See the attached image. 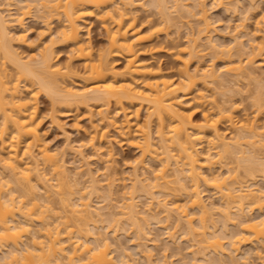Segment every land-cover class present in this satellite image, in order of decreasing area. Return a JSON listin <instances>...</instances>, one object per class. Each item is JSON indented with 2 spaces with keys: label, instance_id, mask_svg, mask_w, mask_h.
<instances>
[{
  "label": "bare ground",
  "instance_id": "bare-ground-1",
  "mask_svg": "<svg viewBox=\"0 0 264 264\" xmlns=\"http://www.w3.org/2000/svg\"><path fill=\"white\" fill-rule=\"evenodd\" d=\"M18 1L22 4L17 2L21 5L18 6L17 4V11L14 9L16 4L13 0L0 1V148L2 149L0 151V264H128L130 261V255H128V252L124 251V249L123 251L120 250L122 252L121 256L119 255V260L117 259L118 257L115 258L111 254V243L107 240V238L102 237L101 234H99L100 232L97 233L98 231H94L97 226L93 225L94 229L91 227L92 229L88 228L84 232L81 231V224L90 225L89 221L98 222L102 212L100 211L101 213H99L96 211L93 208L91 201L87 200L92 193L89 195L86 192L88 194L86 199V195L82 192V189H79L82 194L78 195L77 200L71 202L70 197L79 193L77 188L80 187L77 185L82 182H80L78 176V178L72 179V177H70L71 175L67 173L66 167L61 159L62 155L58 157L59 155L56 152L54 153V151L52 152L51 150L50 152L47 145L44 144V141L42 142L43 139L39 131L40 121L38 118L39 98L43 93L50 98L52 104L51 108L53 111H55L57 109L56 107L59 106H65L69 110L73 111L74 109H79L83 105L91 106V103L95 105L99 104L100 106L98 110H96L98 112L97 115L100 114V120L98 119V121H100L99 126L103 124L105 125V129L102 128V132L94 131V133H92L89 140L90 145L94 146L97 143V138L100 137L101 139L107 135L106 133H111V130L109 132L106 131V127L110 128L109 126L111 125V127H114L116 128L115 130L119 131L117 135L121 134L120 136L126 138L125 141L127 140L131 146H134L140 152V157H136L138 159L135 158L136 161L134 160L133 165L136 163V167L138 163H143L145 166H148L149 164L147 161L149 160L146 161L148 158L150 160H156V158L160 156L159 154H161L158 152V149H160L158 145H160L163 150L161 151L160 149L163 154L162 159L160 158L162 165L161 167L159 166V169L155 172V177L163 182L161 183L157 179L155 180L156 183L155 181H152V185H149L151 182L147 180V177H141L137 173L136 167L134 166L136 174L134 175L132 172L134 175H132L133 185L131 184L132 189L129 191L133 194V196H130L131 194H127L129 196L126 198L129 200H126L127 202L124 201L123 205L125 206L120 208L124 209L123 211L121 210V217L122 215H126L125 217H127V220H131L130 225L134 226L139 232H142L144 229L141 228V224L139 223L140 217L142 221L148 219V215L150 214L149 212L152 209L150 210V207L148 206L149 208L145 209L150 210L149 212H147V210H144L145 212L139 211L142 209H138L139 206L137 205V202H135L137 199L134 201V197L135 193L141 189L145 192L146 190L144 189L147 188L146 183L149 182L148 187L152 186L151 191L149 190L150 187L147 189L149 192H152L154 189V192H157V189L159 191L162 187H160L161 184L164 186L162 189H166V192L169 187L171 190H175L174 187L184 189L183 191H185V193H182V196L186 194L185 196L188 197L185 199L186 203L183 202L184 199L181 198L180 199L182 201H180L183 202V204L179 203L177 201L178 199L176 201L174 200V202L169 201L171 203H168V201L165 200L164 202H160L163 203L160 204L163 208L161 206L160 207L163 209L162 211L166 213V215H164L168 221L170 218L175 217L176 224L186 226V228L185 226L183 227L184 230L186 229L187 231L186 235L190 236L193 240L198 238L197 247H200L199 244H201V246L204 245L201 247L202 250L204 247H211L213 248L211 252L218 251L217 254L220 253V255H226L225 250L227 248L224 249V247H226L224 246L226 243L229 246L227 247L230 249V251L228 249L226 252L235 253L240 249V244L242 243L250 242L253 244L255 241L259 242L264 240V212L260 213L258 216H247L246 214V212H248L246 209H264V185L260 186L256 184V182L251 184L246 182L249 185L245 184V181L237 179L238 174H234L235 171L233 172L234 175L231 174L234 169L232 168V170L229 168L230 166H227V172L229 175L227 173L226 176H218L217 173L216 176L215 174L208 175L206 174L207 172L204 171L205 168L211 169L214 163L216 164L219 162L220 158L228 153L235 154V156L237 155L236 157H238L240 161H243L244 164L249 162L250 164L246 163L245 165L248 172H253L256 169L254 165L259 164L258 160H262L264 158H259V155L261 154L260 151L264 153L262 149L264 148V129L261 130L264 128V121L262 120V123L259 119V116L264 113L259 114L264 111V108H262L264 107V102H262L264 96L262 95V101L259 100L260 97L257 102L255 101L256 104L259 102L262 104L256 105L258 106L257 109L259 113L255 110V112L258 113H255V115H258V121L262 124L258 122L255 123L257 118L255 119V117H253L255 120H252L249 116H247L248 118H242L243 120L240 119L241 121L239 126L236 125L237 123H234L236 121L233 116V112L235 110L233 109H235L238 105L228 107L220 105H218L220 106L218 107L217 104L215 106L210 105L208 106L209 108H206V110L202 113V119L198 122L193 118V112H188L189 107L187 104H191L190 101L192 100L199 106H204V104L208 103L207 94H205L207 86L212 82L213 84L216 83L214 81L221 78V74H219L221 70H218V75L217 69L213 67L214 64H211L213 66L209 67L197 65L193 70L191 69V63L196 58H200V55H203L200 54L199 48L201 47V39L205 37L206 40H210V43L212 44L211 32L212 30H215L216 27L215 25L214 27L213 24L218 22L215 18H213V21L209 20L211 18L208 15V9H206L203 5V0H199L200 3L202 2L201 4L197 0L198 4L196 5L198 8L195 7L196 5H193V8L192 6H189V4V7H187L188 2H186V4L184 3L186 0H172L174 1V8L177 10L180 9V14L184 12L183 14L185 16L187 14L189 18L191 17V20H195L196 18L193 17L197 16V20L200 21V25H198L197 29L194 27L193 29L191 28L194 25H191L190 28L189 26H186L188 27V39L186 38L187 41L184 45H180L182 43L178 44L179 42L173 43V39H170L168 33L165 37L161 38V34L166 30L165 24H169L171 22L173 23L177 18L173 16L174 12L171 14V11L174 9L168 10L169 7H167L166 3L169 0H154L157 2V16L159 14L161 18H157L158 21L156 19L153 20V17L150 15L152 18H143L144 20H142L141 23H139L138 16L133 14L134 10H132L136 4H139L136 0H33V2L35 1L38 6L37 9H40L42 12L41 14L47 19V23H49V21L52 22L54 19L62 22L60 24L61 26L59 25V27L55 30V35H53L54 33L52 32L53 36H51V39L49 40L50 42L48 44H44L43 48L38 47L41 50L38 51L37 55H35L36 57L34 56L33 58L30 56L28 57V60L23 59L22 56H20L21 52L19 51V53L16 51L12 43H14V40L16 41V39H21L24 43H26L25 39L27 33L25 31L27 28L24 27V21H26L25 19L27 15L32 13L31 9L34 3L32 2V5L30 0ZM151 3L153 4V1H151ZM36 4L34 5L35 7H37ZM145 4L146 3H144V6ZM190 8H192V10ZM193 9H197L195 14L193 13ZM88 15L96 16L98 20L102 22V26H104L106 29L105 31L107 32V46L100 48L98 51L95 50L90 38H85L83 34L85 20ZM261 17L262 19H260V21L262 20L264 22V14ZM14 27H20V30L22 29V33H16ZM177 27L179 28V25ZM48 28L51 29L50 25ZM16 34L18 36H16ZM215 42L212 45L208 43L210 45V47H208L210 49L218 47ZM238 42L239 40H236L237 45L240 44ZM252 42H249L250 46ZM27 44L29 45V42ZM55 44H61L68 48L69 52L66 51L69 53V56H67L68 60H66L68 62L65 64H60L58 60H56V53L54 50ZM201 44L203 47L202 42ZM204 44L205 47L206 43ZM262 46L264 47V43ZM262 46L259 48L262 49ZM252 47L254 48V46ZM251 51H254V53L251 52L254 56L256 51L252 49ZM161 52H165L167 55L173 57L174 61L177 63L176 70L175 68L173 69L172 66L167 69L163 64L156 63L157 55L159 53L161 54ZM251 56L246 58V61L243 60V58H240L238 61H230L231 63H227L228 65L225 64L227 65V67L224 65L225 73H229L230 78H234V76H236L235 80L237 77L239 78V76L240 79L241 76H250L252 79H255L258 76L257 73H253L252 69H250L251 71L249 70V72L248 68H246L248 64L251 65V63H256L254 59L256 54L254 57ZM117 58L124 59V65L121 69L117 67ZM74 59H81L80 62H82L81 65L83 70L79 69V71L77 69L75 63L73 62ZM9 63L12 65L11 69L7 66ZM243 63H246L247 65L244 64V66ZM224 71L220 73H224ZM230 74L234 76H231ZM244 74L246 75L244 76ZM223 76H225V74ZM76 79L80 80V82L77 81L78 84L75 82ZM228 79L229 78L224 80ZM222 80L223 79L221 78L220 83H224V80L223 82ZM217 81L219 82V80ZM135 103H138L139 105L134 109V112H132L134 113L133 116L136 118L140 117V109L142 106L146 108L148 113L146 115V121L144 120L145 124L142 126L140 122L139 127H137V129L135 127L134 130L131 126L133 123L130 124L131 121L128 116H131L132 114H127L125 111L127 106L125 104L134 106ZM111 104L116 106V112L113 114L109 111V108H112L110 107ZM260 108H262V110ZM121 112L124 117L120 115L123 119H121V122L119 121V123L117 116L120 117L118 114ZM53 118H55V116H53ZM225 119L232 126H238V128L235 126L237 131H234L236 133H234L235 136L233 134L234 137L232 136V139L229 138V140H226L227 138H225V135H222L219 127L220 121L226 122ZM135 122H137V120ZM153 124L156 127V133L159 139V141H156H158L157 143L159 144L153 142L152 139L153 129L151 127H153ZM97 126V124L96 126L94 125V130ZM207 136L212 138L208 139L212 140V146L217 155H219V159L217 160L214 156H212L213 154L210 153L212 146L209 149L210 151L207 149L208 152L203 150L205 147L203 143H205L204 141L207 139ZM66 137H68V135ZM69 140L70 139L68 137V141ZM68 145L73 148L70 142ZM79 146L78 148H80ZM35 147L38 152L33 150ZM109 148H112L113 150V147L110 146ZM6 150L7 154H4L3 152ZM175 151H178V155ZM113 153L111 151L108 155L113 157ZM94 155H98V152ZM85 158H87L86 155ZM24 159L26 160L25 163ZM172 161H174L175 168L172 169L173 174L170 173L171 178L173 179L169 180V167H171ZM262 161L264 162V160ZM40 163H43V166L47 165L46 168L49 166V172L53 170L52 177L55 183H48V181H51L52 179L46 176V172L41 171L42 168L45 167H41L42 164L40 165ZM85 163L88 165V162ZM252 164L253 166H251ZM87 165L85 164V166ZM88 167L89 166L86 167L88 171H85L81 166L84 173L86 172L85 174L88 173L89 175V178L87 177L90 183L88 184V187H91V191H96L99 189L100 181L97 178L98 175L96 176L93 169H91L92 167ZM81 168L79 173H81ZM141 168L142 167H140V169ZM253 168L254 170L252 171ZM1 169H3L5 173L7 171L9 176H6L9 179L4 180ZM146 170L144 171V174ZM33 173H36V176L33 175ZM255 174V171L254 174H251L253 178L256 177L254 176ZM173 176L178 178L175 177V180ZM183 176L186 178L184 179ZM188 177L191 180L189 182L192 183L191 191H189L190 187L188 189L187 184H185ZM230 177L233 178L231 181ZM111 180L112 179H110V182ZM113 180L115 181L114 178ZM146 180L147 182L145 183ZM157 181L159 182L158 184ZM171 181L174 183L176 182V185L178 186H170L172 183ZM9 182L15 183L14 185H16V187L12 186ZM113 183L114 182L109 183V185L111 184L112 186ZM202 184L212 186V188L214 187L216 194L219 193L220 198L223 201L220 207L217 206L219 209L217 207H212L203 201V193H201L200 189ZM255 184L257 187H255ZM68 185H71L72 188ZM64 186H68L69 190L64 191L63 188L66 189ZM73 186L77 187V190L73 191ZM156 186H159V188H156ZM38 187L43 190V194H41L42 190L39 194L36 192L39 191L36 190ZM137 187L138 190H136ZM162 191H159V193ZM149 192L145 193L151 196V193L149 194ZM154 192H152L151 197L153 198V201L157 198H154ZM114 193L117 194L118 192L114 191ZM178 193L179 192H177V195H179ZM31 194L34 195L32 198H30ZM54 194L58 197H53V199L59 198V201L57 202L62 207L61 210L63 212H61L63 214H61V212L57 213L60 210H55L52 205L53 200L50 198L55 196ZM95 194L98 193L96 192ZM170 195L174 194L171 193ZM180 196L181 195H179V197ZM162 200H164V198ZM39 201H43V204H40ZM150 203L152 204V202ZM188 205L195 210L198 209L197 211L200 214V223L198 225L195 222L196 216L194 217L193 215L195 212L193 211V213L192 210L187 209ZM222 210L223 212L221 214L220 211ZM141 213H144L145 215L147 214L148 217L143 216ZM219 214H221V217L223 216V221H220L223 227L222 230L219 231V233L221 232L220 234L217 233V230H215V227H220L218 226V221L221 219H217L216 217ZM150 215L153 218L155 213L154 215L153 213ZM236 216H238V218ZM142 217H146V219H143ZM209 219H211V224H209ZM119 221L120 220H118V222ZM37 222H39L40 226ZM147 222L148 221H146L145 224H147ZM231 224L235 225V228L237 227L236 232L233 231V235H230L227 231L228 226ZM36 225L38 226L36 227ZM178 225H176V227H178ZM73 228H76L77 231ZM197 228H199L200 231H198ZM184 230L183 232H185ZM115 231L117 232V230L114 229V233ZM138 231L137 233L140 234L141 232L139 233ZM146 233L148 232H145V234ZM170 234H173V232ZM22 235H28L30 237H28L27 240H22ZM113 237H115V235ZM138 237H142V235H138ZM225 239L226 241H223ZM193 240H191V242ZM195 240L194 243L196 242ZM194 243L192 245L196 246V243ZM192 245L190 244L189 247H192ZM262 247H264V244ZM199 249H197L198 252H202L204 254V251ZM141 250L142 249L139 251ZM146 251H148V249ZM190 251H193L192 255H195L194 257L197 256L196 254H193L195 249ZM258 251L259 250H257V252ZM241 252L239 253L240 255L242 254ZM231 253H229L230 255L227 254L229 255V262L228 260L225 261V258L223 259L224 261L221 262L222 258H220V256L218 257V260L216 258L218 264H237V261H235L234 258L236 254H232V257ZM151 255L148 254L146 258L147 264H153V260L151 261ZM258 255L259 252L257 253V256ZM262 256L258 257L262 259L264 257ZM191 257V262H193V256ZM244 257L240 256V259H243ZM248 258L247 254V258H244V260H246H243V264H249L250 258ZM197 260L199 259H195L196 263L192 264H197ZM250 263L252 264V262Z\"/></svg>",
  "mask_w": 264,
  "mask_h": 264
},
{
  "label": "rangeland",
  "instance_id": "rangeland-1",
  "mask_svg": "<svg viewBox=\"0 0 264 264\" xmlns=\"http://www.w3.org/2000/svg\"><path fill=\"white\" fill-rule=\"evenodd\" d=\"M0 1L2 2L3 0H0ZM30 1H31V3L33 2V0H30ZM35 1H37V0H35ZM35 1L33 2L34 5L36 4ZM136 1H137V3L139 2V4L141 6L139 4H136V6L134 7L136 10L133 8L132 10H134V13H133V11H132V13L136 14V16H138L139 23H141V21L144 20L146 17H150V18L153 17V20H155V19L157 20V18H161L159 16V14L157 16L158 9H156V7H157V2H155L156 0L155 1L151 0V1H153V4L151 3L150 0H136ZM166 1H168V0H166ZM13 2L16 4V6H14V9H15V11H17V8H18L17 4L20 3V1L13 0ZM173 2L174 1L169 0L166 3V5H167V7H169L168 10L174 9V10L171 11V14L174 12L173 16H175V18L176 17L177 18L175 19L176 21L173 22L174 24L172 22L169 23L170 25L169 24H165L166 25L165 29L167 30V32L165 30L164 33L161 34V38L165 37V35H167V33H168L170 39L171 38L173 39V43H176V42L178 43L179 42L178 44L182 43L180 45H184V44H186V41L188 39L187 38L188 37L187 28L188 27H186V26H189V28H190L191 25H194L191 28L193 29V27H194L195 29H197L198 25H200V21L197 20L198 19L197 16L193 17L191 15L193 18H196L195 20L194 19L191 20L192 18L191 17L189 18V16L187 14H186V16H187L186 17L183 14L184 12H182L180 14V12H181V11H179L180 9L179 10L175 9L174 8L175 6H173V4H174ZM186 2H188L187 3V7H189V6L193 7V5L195 6L196 4H198L197 0H186L184 3L186 4ZM33 3H32V5H33ZM144 3H146L145 6H144ZM149 3H150V5H149ZM154 3H155V5H154ZM199 3H200V1H199ZM20 4H22V3H20ZM20 4H18V6H21ZM188 4H189V6H188ZM34 5L32 6V9H31L32 13H29L30 15H27V17L25 19L26 21H24V27L27 28L26 31H25L27 34L24 32L27 35L26 36L27 40L25 39L26 43H24V41L21 40V39L20 40L16 39V41L14 40V43H12L13 46H14V49H16V51H18V52L19 51L21 52V53L19 52L20 56H22L23 59H27V60H28V57H30V56L34 58V56L38 54V51L41 50L39 48H43L44 44H46V43L48 44L50 42L49 40L51 39V36L55 35V33H54L55 30L59 27V25L62 22V21L54 19L52 22L49 21V23H47V19L41 14L42 13L41 10L37 9L38 8L37 4H36L37 7H35ZM203 5H204V7L206 9H208V15L211 18L209 20L213 21L214 20L213 18H215V20L217 19L216 21H218L217 23L215 22V24H213V26L215 25L216 27L214 26L215 30H212V32H211V35H212L211 40H212L213 43L216 41L215 43L217 44L216 46H218V47H215V49L214 48L210 49L209 48L210 45L208 43H210L211 41L210 40L207 41L205 37L202 38L201 39L202 41H200V46L201 47H199V48H200V54H203V55L202 56L200 55V58L198 57L199 60H198V58H196L191 63V69L193 70L195 68V66H197V65L204 66V67H209V66H213L211 64H214L213 67H215L217 69V74H218V72L220 70H221L220 72L224 71V69H225L224 67L225 66L227 67V65L229 63H231L230 61H232V62L233 61H238L240 58L241 59L243 58V60L246 61V58H248L249 56L252 55L251 52L254 53V51H251V49H252V50L256 51L255 52L256 57H254L255 54H254V56L252 55L254 57L256 63L255 62H254L255 64L251 63V65L250 64L247 65L246 63H243V65L246 64L247 65L246 68H248V71L250 69H252L253 73L254 72L257 73L258 76L256 75L257 77L255 79H252L250 76H249L250 78L248 76L247 77H242L241 76V79H240V76H239V78L237 77L236 80H235L236 76L230 74L231 76H234V78L233 77L230 78L229 73L227 74V72L225 73V71H224V73H220L219 72V74H221L220 77L223 80L227 79V78H229V79L228 80H224V83H220L221 78L217 79V80H219V82L217 80H215L214 82H216V83H214V84H213V82L210 83L209 84L210 86L208 85L207 89L205 91V94H207L206 96H207V99H208L207 100L208 103L204 104V106H201V105L199 106L198 104H196L191 99L192 100V101H190L191 104H187V106L189 107L188 108V112L189 111L193 112V114H192L193 118L195 119V121L198 122V121H200L202 119V115H203L202 113L206 110V108H209L208 106H210V105L211 106L212 105L215 106L217 104V106L220 105V106H224V107L225 106L228 107V106H232V105H234V106L238 105L237 106L238 108L236 107L237 108L236 109L234 107L235 109H233V110H235V111L234 112L232 111L234 119L236 121L234 123H237L236 125L239 126L240 125L239 124L240 121L243 120L242 118H246L247 116H249L252 120H255L257 118L256 119L257 121H255V123L258 122V123L262 124L263 121H264V113H263L264 111H262L260 113L258 112V109H257L258 106H256V105H259L260 102L257 103V104H256V102L258 101L259 97L261 98V99L259 98V100L262 101V99H263L262 95L264 96V47L262 46L263 43H264V24H263L264 22L262 20H261L262 22L260 21V19H262L261 16L264 14V0H203ZM195 7H197V5ZM190 9L192 10V8H190ZM38 10L40 11V15H39V11ZM196 10H194V12H193L194 14L196 13ZM178 11H179V13H178ZM43 14H44V12H43ZM180 16H184V17H180ZM86 18L87 19L85 20L83 34H84L85 38H87V37L90 38V40L92 41V43L94 45L95 50L98 51L100 48H104L105 46H107L106 43H108V42H107V35H106L107 32L105 31L106 29L104 28V26H102V22L100 20H98V18L96 16H94V15H90L89 16L88 15ZM183 18H184V20H183ZM178 19H179V21H178ZM86 21H87V24H86ZM190 21L192 22V24H191ZM177 24L179 25V28L177 27L178 26ZM49 25H50V28L52 30L48 28ZM167 25H168V27H167ZM260 28H261V30H260ZM14 30L16 31V33H22V29L20 30V27H18V28L14 27ZM189 31H190V29H189ZM52 32L54 33L53 35H52ZM186 33H187V35H186ZM16 36H18V35L16 34ZM238 37H239V39H238ZM250 38L252 39L253 42L251 41ZM203 39H205V40H203ZM213 39H214V41H213ZM215 39H217V40H215ZM235 39L237 41L239 40L238 43H240V44L237 45ZM19 41H21L22 43L19 42ZM28 42H29V45L27 44ZM170 42H172V41H170ZM201 42L203 43V47H202ZM249 42H252L251 46H250ZM204 43H206L205 47H204V45H205ZM219 45H221V46H219ZM259 45L262 46L263 48L260 49ZM252 46H254V48ZM206 48H208V49H206ZM201 49H203V50H201ZM54 50H55V53H56L55 54L56 55V60H58V62L60 64H63V63L65 64L66 62H68V61H66V60H68L67 56H69V53H67V52H69L68 48H66L64 45H61V44H59V45L55 44L54 45ZM117 60H118L117 61L118 62L117 63V67L119 69L123 68L124 59L117 58ZM80 61H81V59H74L73 60V62L75 63V66L77 67V69L78 70L79 69L83 70L82 69V65H81L82 62H80ZM156 63L163 64L167 69L171 68L170 66H172L173 69L175 68V70H176V67H177V65H176L177 63H176V61H174L173 57L167 55L165 52H161V54L159 53L157 55ZM9 64L7 66H8L9 69H11L12 65L11 64L9 65ZM225 64H227V65H225ZM224 74H225V76H223ZM245 75L246 74H244V76ZM253 78H254V76H253ZM237 79H239V80H237ZM223 80H222V82H223ZM77 81L80 82V80L76 79L75 82H77ZM78 82L76 84H78ZM220 84H222V85H220ZM262 102H264V99H263ZM125 105L127 106V107L125 106L126 107L125 111L127 112V114H130V113L132 114L131 116L128 115L129 116V120L131 121L130 124L133 123L131 125L132 129L134 128V130H135V127L137 129V127H139V123L140 122H141L140 124L143 126L145 124L146 119H147L146 115H147L148 111L146 110V108L144 106H142L141 109H140L141 110L140 111V115H139L140 117L136 118L135 116H133L134 113H132V112H134V109L139 104L135 103L134 106L133 105L129 106V104H125ZM260 105H262V104H260ZM51 106H52V104H51L50 98L43 93L40 96V98H39V118H38V120L40 121L39 131H40V133L42 135V139H43L42 142L44 141V144L47 145L49 151L51 150L52 152L54 151V153L56 152L59 155L58 157H60L62 155L61 159L63 160V163H64V165L66 167L67 173L69 175H71L70 177H72V179L79 177L78 179H80V182H82V183H79L81 185L78 184L77 186H79L80 188H77V187L73 186L72 190L75 191V190L78 189L77 191H79V189H82V192L86 195V199L88 197V194L90 195V193H92L90 195V197H88L87 200L91 201V204L93 205V208L96 211H98L99 213L102 212L101 215H100L101 217L99 218L100 220L98 222L95 221L96 224H95V222H90V221H89L90 225L89 224H81L80 227H81V231L82 232L86 231L88 228H91V227L94 229L93 225L97 226V228L94 231L95 232L98 231L97 233L100 232L99 234H101L102 237L107 238V240L111 243V246H110L111 254L115 258L118 257L117 259L118 260L120 259L119 255L121 256V252L123 251V249H124V251L128 252V255H130L129 256L130 261L128 262V264H147L146 258L148 256V254L151 255V252H152L151 261L153 260L152 261L153 264H164V263L165 264H190L191 258H192L191 256H193V259H192L193 262H191V264L192 263H196L195 259H199V260H197V264H215V263L218 264L217 260H218L219 256H220V258H222L221 262L224 261V260L225 261L228 260V262L230 261L228 258H229V255H230L229 253H231V252H228V253L226 252L229 249L228 248L229 246H228L227 243H226V245H224V246H226V247H224V249L227 248L225 250L226 255L229 254L227 256L225 254L224 255L223 254L220 255V253L217 254L218 251L217 252L216 251L215 252L214 251L211 252V250H213V248H211V247H209V248H205L204 247V249L202 250L201 247L204 246V245L201 246V244H199L200 247H197L198 246L197 245L198 244L197 243V239L198 238H195L196 240L194 239L196 241L195 242L196 244H195L194 240L191 239L190 236L186 235L187 231H186V229L184 230V228H183L185 225L176 224L175 217L170 218L169 221L166 218V216H165L166 213L164 211H162L163 209H161L162 206L160 205V204H163V203H160V202L161 201L164 202L166 200V201H168V203H171L169 201L174 202V200L176 201L178 199L177 201L179 203L183 204V202H185V199L188 198V197L185 196L186 194L184 195L185 197L182 196L183 195L182 193H185V191H183L184 189H180L178 187L181 190V194H180V190L178 188L174 187L175 190H173V189L171 190L170 187L169 188L166 187L167 188V192H166V189H162V187H164V186L161 184L160 187L162 186L161 189L163 191L161 189L159 191H162L163 194H162V192L159 193L158 189H157L158 193L154 192L155 189L152 191V192L155 193V197L154 198L157 197V198H159L161 200L156 198V200L154 199V201H155L154 202L153 198H151L152 197V192L147 191V189H149V187H150V186L148 187V183L151 182V183H149V185H152V181L154 182L155 180L158 179L157 177H155V174H156L155 172L159 169V166L161 167V165H162V162H161L160 158L162 159V155H163L162 152H161L163 150L161 149L160 145H158V146L161 149V151H160V149H158L159 150L158 152L161 153V154H159L161 157L158 156L156 158V160H150L148 158V159H146V161L149 160V161H147V163L149 164L148 166H145L142 163L144 165V167H143L142 164L138 163L137 167H136L135 166L136 163H135V165H133L134 164V160H135L136 157H140V155H139L140 152L137 150V148H135L134 146H131L127 142V140L125 141L126 138L120 136L121 134L117 135V133H119V131L115 130L116 128L111 127V125L109 126L110 128L106 127L107 129H109V130L106 129V131L109 132L111 130L110 131L111 133H106L107 135L104 136L105 138L104 137L101 138V139H100V137L97 138V140H96L97 143L94 146L90 145L89 140H90V137H91L92 133H94V131L102 132L101 130L105 129V125H103V124L100 125L101 127L99 126L100 121H98V119L100 120V118H99L100 114L97 115L98 112L96 111V110H98V108L100 106L99 104L95 105V104L91 103V106L90 105L89 106L88 105H86V106L83 105L79 109H74L73 111L69 110L65 106L56 107L57 111L56 110L53 111ZM220 106H218V107H220ZM110 107H112V108H109V111H111V114L116 112V106L114 104H111ZM229 108H232V107H229ZM262 108H264V107H262ZM262 108H260V109L262 110ZM260 109H259V111H260ZM67 110H68V112H67ZM255 110H257V112L259 114L263 113V115L261 114L259 116V119H260V121L262 123L258 121V115L257 116L255 115V113H257V112H255ZM107 113H110V112H107ZM118 115L119 116L120 115L123 116L122 112L119 113ZM53 116H55V118H53ZM121 116L120 117L117 116L118 122L119 121L121 122V119H123V117H124V116L123 117H121ZM253 117H255V119H253ZM136 120H137V122H135ZM226 122H227V120H226ZM226 122L225 121H223V122L220 121L219 127H220V130H221L220 132L222 133V135L223 136L225 135V138H227L226 140H229V138H231L233 136V134L235 132H237L236 131V127L238 128V126H236V125L232 126L229 122H227V123ZM94 123H96L98 125L97 128L95 127V130H94V125L96 126V124H94ZM112 126H114V125H112ZM230 126H231V128H230ZM151 128L153 129V130L151 129L152 130V134H153L152 135L153 142L157 143L159 141V139H158V136H157V133H156V127L153 124V127H151ZM263 129L264 128H262L261 130H263ZM133 132H135V131H133ZM235 134H234V136H235ZM67 135H68V137L70 139L69 141H68V137H66ZM107 136H108V138H107ZM211 137H213V136H211ZM208 138H210V136L209 137L207 136V139H205V141H204L205 143H203L204 146H205L204 147L205 149L203 148V150L205 152L206 151L208 152V150L213 145L212 140H210L212 138H210V139H208ZM123 140H124V142H123ZM156 140H158V141H156ZM69 142L71 143L73 148H71L68 145ZM83 143H84V145H83ZM110 143H111V145H110ZM157 144H159V143H157ZM78 146L80 148H78ZM110 146L113 147V150H112V148H109ZM158 146H157V148H158ZM0 147H1V142H0ZM207 147H209V148H207ZM35 148L33 150L38 152L37 148L36 149ZM211 149L212 150H211L210 153L213 154L212 156H214L216 158V160L219 159L218 158L219 155H217V153H216L215 149L213 148V146H212ZM262 149L264 151V148H262ZM1 150L2 149L0 148V151ZM96 150H98V151H96ZM173 150H176V149H173ZM80 151H82L83 153L80 152ZM109 151L110 152L112 151V153L114 152L113 153L114 154L113 157L108 155L110 153ZM96 152H98V155H94ZM107 152H109V153H107ZM3 153L7 154V150L4 151ZM175 153L178 155V151H175ZM260 153H261L260 155L258 153H256V154L259 155V158L260 157L263 158L264 157V153L261 152V151H260ZM34 154H36V153H34ZM85 155H86L87 158H85ZM107 156H109V157H107ZM236 156H235V154H232V153L231 154L230 153L225 154V156L223 155L224 158L222 157L223 159L220 158L219 162H217L216 164L214 163V165H212L211 169L210 168H207V169L205 168L204 171H206L207 172L206 174H208V175L215 174V176H216V173H217L218 176H226V174L228 173L227 169L230 166L229 168H231V169L233 168L234 169V170L232 169L233 171H232L231 174L232 175H234V174L237 175L238 174L239 176L237 175V177H238L237 179H241L242 181H245L244 182L245 184H248V183L251 184L253 182L254 183L256 182V184H258L260 186L261 185L263 186L264 185V178H263L264 177V166H263L264 162L262 160H264V158L262 160L261 159L258 160L259 161L258 163L261 164V165H259V164H255L254 165L256 169L254 170V168H253L252 171L253 170L255 171L256 174L254 176H256V177L253 178V176L251 174H254V171L253 172H248L247 168H245L246 163H248V164H250V163L246 162L244 164V162L240 161L238 159V157H236ZM215 158H212V159H215ZM136 159H138V158H136ZM28 160H30V159H28ZM25 162H26V160L24 159V163ZM85 162H88V165ZM262 162H263V164H262ZM41 164H42L41 167H45V168H42L41 171L46 172L45 173L46 176L48 178L52 179L51 181L49 180L50 182L48 181V183H55V181L53 180V177H52L53 176V170H51V172H49L50 171L49 170V166H48V168H46L47 165L43 166V163H40V165ZM85 164L87 166H89V167H92L91 169H93V171L95 172L96 176L98 175L97 178L99 179L100 182H99V189L96 190V191L95 190L91 191V187H88L89 186L88 184H90L89 183V179H88L89 175H88V173L85 174L86 172L84 173V170L88 171L86 169L87 166H85ZM81 166L84 168V170H82L83 168H81ZM134 166L136 167L137 173L141 177L142 176H144V178L147 177V180H149V182H147V180L145 181V183L147 182L146 183L147 184V188H145L144 190H146L145 191L146 193L147 192H149V194L151 193V196H150V195L146 194L140 188L141 190L137 191L135 193V197L136 198L134 197V201L137 199L135 202H137V205L139 206L138 209H142L143 210V211L142 210H139V211L145 212L147 210V212H149L152 209L149 213L150 214L153 213V215L155 213V216L153 218L151 217V215L149 213H148L149 217L147 216V214L145 215L144 213H141V214H143V216L148 217V219H146V217H144V218L142 217L143 219H146V220H143V221H142L141 217L139 219V223L141 224V228L142 229L144 228L142 230V232L141 231L140 232L144 233V234H141L137 229H135L134 226L130 225L131 224L130 223L131 220H129V219L127 220V217H125L126 215L125 216L122 215V217H121V214H120L124 210V209H120V208H123V206H125V205H123L124 201L127 202L129 200L126 197L131 194V192H129V191H130V189H132L131 188V184L133 185V176L136 174V172L134 171V168H135ZM251 166H253V164ZM140 167H142V168L140 169ZM80 168H81V173H79L80 172ZM145 168L148 169V170H146ZM174 168H175L174 161H172V165H171V167H169V171L170 172L169 171H167V172H169V174L170 173L173 174V170L172 169H174ZM145 170H146V172L144 174ZM115 171H116V173H115ZM1 172H2V176H4V180L9 179L6 176V175H8L7 171L5 173L3 171V169H1ZM48 172H49V174H48ZM132 172H133L134 175L132 174ZM233 172H234V174H233ZM114 173H115V175H114ZM171 174L168 177L169 180L173 179V178H171ZM33 175L36 176V173H33ZM228 175H229V173H228ZM82 176H84V177H82ZM175 177H174V179H175ZM183 177H184V179L186 178L185 176H183ZM113 178L115 179V181L113 180ZM176 178H178V177H176ZM110 179H112L113 181L111 180V182H110ZM184 179H183V181L185 182ZM232 179L233 178H231L230 181ZM159 181L161 183L163 182L162 180H159ZM189 181H191V180L188 177V180H186L185 184H187L188 189L190 187L189 191H191V186H192L191 184L192 183L189 182ZM112 182H114L113 183L114 186L113 185L111 186V184L109 185V183H112ZM171 182L172 183L170 184V186H173V185L178 186V185H176V182L175 183L173 181H171ZM246 182H248V183H246ZM9 183H11L12 186L16 187V185H14L15 183H12V182H9ZM155 183H156V181H155ZM158 183L159 182L157 181V184ZM68 186H71V185H68ZM68 186H66V187L64 186L66 189L63 188V190L64 191L65 190L66 191L69 190ZM179 186H180V184H179ZM138 187H139V185H138ZM138 187H137L136 190H138ZM151 187L149 189L150 191L152 189ZM200 187H201L200 188L201 189V193H203L202 194L203 201H205L206 204L208 203V205H210L212 207H217V206L220 207L222 205L223 201L220 198L219 193L216 194V190H215L214 187L212 188V186H207L206 184H202ZM255 187H257V185ZM71 188H72V186H71ZM89 188H90V190H89ZM156 188H159V186L158 187L156 186ZM168 189H170V190H168ZM36 190H39V191H36L39 194V192H41L42 189H40V187H38ZM86 190H88L89 192L86 191ZM110 191H111V193H110ZM112 191H113V193H112ZM114 191L118 192V193L116 194V193H114ZM176 191L179 192L178 194L181 195L182 197L181 196L179 197V195H177ZM82 192L79 191V193H76L72 197H70L71 198V202H73L74 200H77L78 195L82 194ZM96 192L98 194H95ZM140 192H144L145 194L144 193H140ZM171 193L174 194V195H170ZM41 194H43V190H42ZM127 194H129V195H127ZM157 194L158 195L160 194V195L158 196ZM54 195L55 196H52L50 198L51 200H53L52 201L53 204L52 203L51 204L53 205L55 210H60L59 212H57V211H55V212L60 213L62 211L61 210L62 207L57 202V201H59L58 200L59 198H57V199L54 198L53 199V197H58L56 194H54ZM30 196H31L30 198H32L34 195L31 194ZM130 196H133V194H131ZM163 198H164V200H162ZM170 198H171V200H170ZM180 198L184 199L183 202H181L182 200ZM42 202L43 201H39L40 204H43ZM150 202H152V204ZM156 202H158V203H156ZM188 207H189V205H188ZM188 207H187V209L192 210V212L193 211L195 213L197 212L196 214L193 212L194 213L193 215H194V217L196 216L195 217L196 218L195 222L198 225L200 223V219H199L200 218V214L197 211L198 209L195 210L194 208H191V206L189 208ZM222 207H224V206H222ZM145 208H149L150 210L145 209ZM220 209H222V208H220ZM249 210L250 209H248V210L246 209V211H248L250 213L249 214L248 212H246L247 216H251V215L258 216L260 213L264 212V209L260 210L258 208L257 209L256 208L251 209L250 210L251 212ZM233 211H234V209H233ZM62 212H61V214H63ZM220 212L222 214L223 210L220 211ZM112 214H113V219H112ZM217 214H218V212H217ZM221 214L216 216L217 219H221V220L218 221L219 224L216 221L218 226H220L219 228L215 227V230H217V233H219V231L222 230V228H223L221 223H220V221H223V219H222L223 216L221 217ZM119 216H120V218H119ZM219 217H221V218H219ZM236 217L238 218V216H236ZM154 218H156L158 220H156ZM112 220H114V221H112ZM118 220H120V221L118 222ZM198 220H199V222H198ZM144 221L145 222L148 221L147 224H145ZM210 222H211V219H209V224H211ZM70 223L72 224L71 221H70ZM37 224L39 225V222H37ZM116 224L119 227H117ZM128 224H129V226H128ZM38 225H36V227ZM176 225H178V227H176ZM231 225L228 226L227 231L230 233V235H233L234 232H236V230H237L236 228L237 227L235 228V225H233V224H231ZM179 226H182V227H179ZM185 228H186V226H185ZM73 229L76 230V228H73ZM114 229L117 230V232L115 231V233H114ZM183 230L185 232H183ZM197 230L200 231L199 228H197ZM137 231L140 234H138ZM144 231L148 232V233H146L148 235H146ZM171 232H173L174 235L170 234ZM114 235H115V237H113ZM138 235H140V236L142 235V237H138ZM22 237H23V238H21L22 240L23 239L27 240V238L30 237V236L22 235ZM170 237H172V238H170ZM191 240H193V241L191 242ZM223 241H226V239L223 240ZM262 241H259L261 243H259L258 241H257L258 242L257 243L255 241V242H253V244L250 243V242H245V243L240 244V249H239L240 251L238 250L235 253L234 252L231 253V255L232 254H236L234 256L235 261H237L236 263L237 264H243V262L246 260V259L244 260V258H247V254H248V257L250 258V259L248 258L249 259V264H251L250 262H252V264H263L264 262H262V261H264V259H263L264 258L263 257L264 256V247H262V246L264 244V240H262ZM193 243L196 246L192 245ZM190 244L192 245V247L191 246L189 247ZM196 248L197 249L200 248L199 250L204 251V254L202 252L199 253ZM140 249H142V250L139 251ZM147 249H148V251H146ZM193 249H195V251H196V252L194 251V253H193V254L197 255L196 257H194L195 255H192L193 251H190V250H193ZM120 250H122V251H120ZM257 250H259L258 251L259 252L258 256H262L263 255L262 256L263 258L261 257L262 259H260L257 256V253H258ZM229 251H230V249H229ZM246 251H247V253H246ZM240 252L242 253L241 255L239 254ZM216 254H217V256H216ZM144 256H146V257H144ZM240 256L241 257L246 256V257H244L243 259L242 258L240 259ZM232 257H233V255H232ZM216 258H217V260H216ZM219 262H220V260H219Z\"/></svg>",
  "mask_w": 264,
  "mask_h": 264
}]
</instances>
